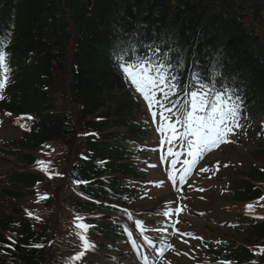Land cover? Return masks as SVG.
Wrapping results in <instances>:
<instances>
[{
    "label": "trees",
    "instance_id": "trees-1",
    "mask_svg": "<svg viewBox=\"0 0 264 264\" xmlns=\"http://www.w3.org/2000/svg\"><path fill=\"white\" fill-rule=\"evenodd\" d=\"M260 23L264 0H93L90 8L83 0H0V33H13L0 106L13 115H31L26 140L32 144L18 141L23 147L68 138L77 127L98 132L83 137L84 152L72 176L94 180L85 191L105 199L106 189L117 191L120 182L103 176L128 169L120 163L125 149L106 144L104 133L127 127L135 138L143 134L142 124L133 122L140 107L123 68L164 64L169 78L177 77L174 97L190 76L191 90L204 91L203 84L211 93L264 112V43L255 26ZM55 91L74 111L70 105L56 111ZM261 140L254 155L264 160ZM254 170L252 179L264 178V167ZM34 179L24 174L16 181L28 186ZM242 186L241 199L255 196L250 183ZM23 229L30 231L27 225ZM252 235L247 244L264 246V223L255 224ZM234 253L229 259L235 264H251L253 255L245 248ZM42 261L41 251L32 250L16 264Z\"/></svg>",
    "mask_w": 264,
    "mask_h": 264
},
{
    "label": "rangeland",
    "instance_id": "rangeland-1",
    "mask_svg": "<svg viewBox=\"0 0 264 264\" xmlns=\"http://www.w3.org/2000/svg\"><path fill=\"white\" fill-rule=\"evenodd\" d=\"M259 30L264 37V26L262 28L259 27ZM133 75H131L132 81ZM158 92L159 88L155 90L150 99H145L144 94L139 90L144 111L147 113V119L154 128L153 140L143 146L148 150L144 158L147 159V164H158V162L160 163L159 159L165 154L166 150L169 152V149H171L172 155H175V158L181 157V161L179 165L175 164L174 167H172L173 163L170 165L168 161L167 165H170L168 168L163 165L161 168L150 171L152 177L157 180L153 183L161 186V188L155 192L152 191L153 200L141 203L137 207L129 208V217L136 212L133 221L131 222L129 219L128 232L130 242H127L126 245L118 246L116 251L111 254L118 257L117 250L120 248L121 252L125 251L133 258L130 264H147L144 259L139 260L137 257L138 251H145L147 245H150L151 249H153L158 244L164 247V251H169L167 257H162L161 264H171V261L177 264H190L192 260L202 264L199 253L204 246L203 243H216V241L224 237L228 238L229 242L241 241L244 237L233 231L230 225H227V222L232 221L236 215L242 212V207L240 206L238 213L233 212V206H237L238 203L233 202L232 196L226 194L225 190L230 182L239 179L240 174H247L255 165H261V162L255 160L251 155L256 146L254 142L255 135H250L246 138L244 135L248 133V130L243 128L244 121L237 120L236 123L239 124V127H237L232 120H228L226 122L227 126L232 130L226 134L225 142L203 153L202 156L197 158V162L192 165L191 171L186 173L185 169L189 165L185 161L191 162L192 157L188 155L187 139L182 136L185 129L183 126L176 124L174 138L173 132L168 128L169 121L164 124V121L168 118L166 111L158 112L159 108L156 102ZM150 103L151 107L149 106ZM153 113H155V116H153ZM9 126L13 127L11 123H9ZM162 126L164 128L163 131H161ZM178 131H180L179 134H177ZM119 132L120 134H125V130H120ZM168 132L171 141L169 139L166 140ZM18 134L19 129L5 128L3 124H0L1 137L17 136ZM189 139L191 138L189 137ZM57 142L58 144L45 145L40 152V155L43 156L44 169L49 176L53 177V185H50V189L54 192L60 187L62 170L67 163L68 153L70 150L73 152L74 149L73 144H67L65 140H58ZM165 143L167 145L170 143V145H165L163 151H154ZM33 154L38 155L39 153L34 151ZM18 169L20 168L15 158L6 157L3 159L0 157V214L6 216L8 215L4 209L13 203L9 194L14 192V190L5 183L4 176ZM196 169L197 171L195 172ZM168 173L175 175L177 187L166 190ZM181 176L185 177L183 181L180 179ZM136 183L138 184V182ZM51 194L55 197L53 193ZM58 207L59 203L56 201L55 211H57ZM167 208H173L174 210L166 212ZM187 211L191 213V218H188L189 213ZM77 212L69 204H65L60 209L57 218V235L52 246L53 264H87L86 260L82 259V256L76 259L77 255L85 250V241H87L85 228L78 227L80 224L78 223L79 216ZM151 212L153 217L147 216V218L153 219L161 227L158 232L153 230L149 236V230L142 226L140 230L148 237L136 230L133 224L142 223V221L136 219L138 215H151ZM164 213L172 215L168 218L170 224L163 222L161 216ZM172 213L175 215L173 216ZM107 214L117 216L112 212ZM155 214L158 215L156 216ZM50 215V213H46L42 218L49 219ZM91 231L95 232L94 230ZM91 235L96 242L101 241V238L97 235L93 233ZM133 242H135V247ZM87 257L90 262L93 260L92 255L88 254ZM174 257L176 259H172ZM123 259L127 261L128 256L123 257Z\"/></svg>",
    "mask_w": 264,
    "mask_h": 264
},
{
    "label": "snow or ice",
    "instance_id": "snow-or-ice-1",
    "mask_svg": "<svg viewBox=\"0 0 264 264\" xmlns=\"http://www.w3.org/2000/svg\"><path fill=\"white\" fill-rule=\"evenodd\" d=\"M166 65L164 64H151L150 61H145L140 66L139 72L132 76L133 83L136 84L137 88L144 94L145 99H150L152 94L156 89L163 91L161 87L166 86L168 92H164V99L169 98V93L175 94V90L178 88L176 76H171L164 71ZM10 71L6 67L5 54L0 53V72L6 73ZM127 71V69H125ZM198 78V77H197ZM7 80V76H4L3 80H0V89L3 88L4 83ZM201 89L204 91H191L187 95L189 99L185 102L184 105L177 107L173 104V108L177 112H180V116H177L175 119V124L169 123L168 128L173 132L175 138L176 124H179L184 127L185 131L182 134L184 139H187L189 152L188 155L192 157L191 162L185 161L188 164V168L185 169V172H190L192 165L197 162V158L202 156L203 153L210 151L213 147L218 146L219 144L225 142V136L228 132H231V128L227 126V121L232 120L237 127L239 124L236 123L235 118L239 114V105L238 104H229L226 103L222 93H215L214 99L210 90L205 89L203 84L200 85ZM0 99H3L0 96ZM230 100V97L228 98ZM159 103V101H157ZM151 107V103L149 105ZM163 107V105H161ZM166 111L171 112L172 108L165 109ZM155 116V113H153ZM163 126L161 131H163ZM189 137L191 139H189ZM169 154H172V150L169 149ZM39 163V162H38ZM175 166V161H173V167ZM175 181V175L170 177ZM180 179L183 181L184 176H181ZM249 209L252 208V205L248 206ZM78 227L87 229L88 225L80 224ZM84 239L83 237H81ZM149 243H151L149 241ZM36 247H42V245H35ZM135 247V242H133ZM88 249H95V245L85 241V251ZM83 253H79L76 259H79ZM221 264H229V262H221Z\"/></svg>",
    "mask_w": 264,
    "mask_h": 264
}]
</instances>
